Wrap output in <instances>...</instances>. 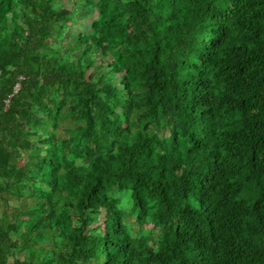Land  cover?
<instances>
[{
	"label": "trees",
	"instance_id": "obj_1",
	"mask_svg": "<svg viewBox=\"0 0 264 264\" xmlns=\"http://www.w3.org/2000/svg\"><path fill=\"white\" fill-rule=\"evenodd\" d=\"M57 1L0 0V264H264V0Z\"/></svg>",
	"mask_w": 264,
	"mask_h": 264
},
{
	"label": "rangeland",
	"instance_id": "obj_2",
	"mask_svg": "<svg viewBox=\"0 0 264 264\" xmlns=\"http://www.w3.org/2000/svg\"><path fill=\"white\" fill-rule=\"evenodd\" d=\"M74 0H58L56 2V4H59L60 2H64V4L67 6V7H70V4L73 2ZM73 10L75 11V13L77 15H79V4H75V6H73ZM81 19L78 21V23H73L72 26H74L73 28H70L68 29L65 33H64V37L66 38L65 40V43L63 45V47H66L68 45H70L73 40H74V36L76 34V31L78 29H81V28H85L87 26V24L89 23V18L87 16H85V14L81 13ZM57 46V45H56ZM128 200H129V197L125 196L124 197V203H128ZM101 222V220L99 221V223ZM94 225V224H93Z\"/></svg>",
	"mask_w": 264,
	"mask_h": 264
}]
</instances>
